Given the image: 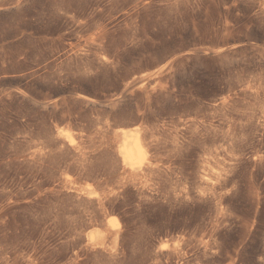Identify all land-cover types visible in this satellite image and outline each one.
Listing matches in <instances>:
<instances>
[{
  "label": "rangeland",
  "instance_id": "rangeland-1",
  "mask_svg": "<svg viewBox=\"0 0 264 264\" xmlns=\"http://www.w3.org/2000/svg\"><path fill=\"white\" fill-rule=\"evenodd\" d=\"M0 264H264V0H0Z\"/></svg>",
  "mask_w": 264,
  "mask_h": 264
},
{
  "label": "bare ground",
  "instance_id": "bare-ground-1",
  "mask_svg": "<svg viewBox=\"0 0 264 264\" xmlns=\"http://www.w3.org/2000/svg\"><path fill=\"white\" fill-rule=\"evenodd\" d=\"M136 131H137L136 133L131 134V135H128L125 132L124 138L121 144V150H120L123 161L131 163L132 169H133V165L147 154V150L145 148V136L146 135H144L143 132L140 131V129H137ZM208 183L209 182H207V184Z\"/></svg>",
  "mask_w": 264,
  "mask_h": 264
},
{
  "label": "snow or ice",
  "instance_id": "snow-or-ice-1",
  "mask_svg": "<svg viewBox=\"0 0 264 264\" xmlns=\"http://www.w3.org/2000/svg\"><path fill=\"white\" fill-rule=\"evenodd\" d=\"M166 246V245H165Z\"/></svg>",
  "mask_w": 264,
  "mask_h": 264
}]
</instances>
